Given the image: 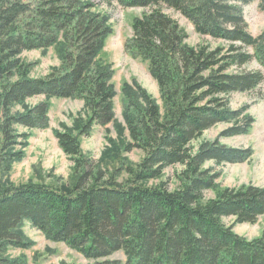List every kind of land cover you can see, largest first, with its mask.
Masks as SVG:
<instances>
[{
    "label": "trees",
    "instance_id": "16d2710c",
    "mask_svg": "<svg viewBox=\"0 0 264 264\" xmlns=\"http://www.w3.org/2000/svg\"><path fill=\"white\" fill-rule=\"evenodd\" d=\"M115 1L145 9L134 18L125 49L148 62L162 105L138 83L124 84L128 134L104 154L107 161L133 150L142 156L135 164L121 160L107 176L106 167L84 155L80 137L115 119L113 70L100 57L112 33L108 16L92 0H0V264H22L23 257L7 251L30 244L24 221L78 250L87 264H123L112 257L120 251L124 264H264V228L255 238L234 229L264 216V185L223 187L215 169L254 153L228 146L221 137L246 134L255 121L250 105L231 106V95L264 85V32H250L243 9L255 0ZM166 7L211 41L189 44ZM259 7L264 11V0ZM51 46L61 64L33 76L35 63L22 54H45ZM254 62L257 67L250 68ZM36 96L44 99L29 104ZM54 97L78 98L89 112L76 127L79 133L54 130L75 162V184L9 185L2 177L25 157L30 136L21 128L49 127ZM219 123L228 125L206 138ZM211 160L215 165L206 166ZM169 167L176 168L173 189L163 179Z\"/></svg>",
    "mask_w": 264,
    "mask_h": 264
},
{
    "label": "rangeland",
    "instance_id": "374dc122",
    "mask_svg": "<svg viewBox=\"0 0 264 264\" xmlns=\"http://www.w3.org/2000/svg\"><path fill=\"white\" fill-rule=\"evenodd\" d=\"M97 6L96 10L102 15L108 16V22L112 26V33L108 35L101 50L100 57L103 62L109 64L113 70L111 82L116 90L113 99L115 109V119L106 126L95 125L90 135L80 137L81 147L84 155L92 159L94 164L101 163L107 168V176L113 174L116 167L121 166V160L125 163L135 164L139 162L142 152L133 150L125 154V157L107 161L108 150H112V141H122L127 137L126 122L123 116L125 83L135 85L138 83L158 100L162 105L158 84L152 76L149 64L141 58L134 57L125 49L126 40L132 34V22L135 17L140 16L145 9L143 7H124L115 0H92ZM244 15L251 33L258 35L264 32V11L259 7V0L244 5ZM179 21L188 34V43L196 45L211 41L208 36H202L195 31L193 24L181 13L165 8ZM214 44V43H213ZM22 57L31 63V74L33 76L46 75L53 66L61 64L55 46H51L43 54L42 50L25 51ZM250 68L257 67L254 62ZM44 99V96L32 97L29 104H35ZM250 105L248 111L255 121L252 128L246 134L224 136L221 141L228 146L238 148H253V155L244 162L225 163L215 166L220 176L218 182L223 187H236L243 184L253 183L259 186L264 185V85L254 91L234 92L231 95V106L240 108ZM20 110L16 107L15 111ZM89 112L84 102L78 98H51L49 108V127L47 128H21L22 131L29 132L28 145L25 148V157L13 162L11 170L2 177L9 185L16 186L35 184L47 185L52 188L71 187L77 179L75 162L70 155L66 154L60 147L55 136V129H70L74 133H79L76 128L78 123L87 118ZM227 123H219L209 129L205 136L214 139L225 127ZM108 162V167L106 166ZM215 165L214 161H209L206 166ZM134 166V165H132ZM179 167V166H178ZM177 167V168H178ZM175 167H169L163 179L169 181V187H176ZM127 173L118 176L119 181H124ZM227 223H233L234 218L225 219ZM264 228V216L259 217L255 223H237L234 229L237 233L247 238L259 236ZM22 231L30 240L26 247H10L7 254L14 258H24L22 264H87L88 259L78 250L60 241H54L46 236L44 232L33 227L28 221H24L21 226ZM113 258L125 262L126 256L120 251L115 253Z\"/></svg>",
    "mask_w": 264,
    "mask_h": 264
}]
</instances>
